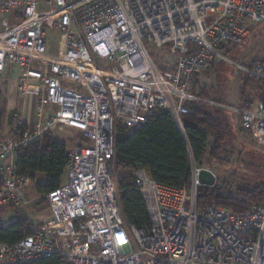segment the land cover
<instances>
[{"label": "built area", "instance_id": "obj_1", "mask_svg": "<svg viewBox=\"0 0 264 264\" xmlns=\"http://www.w3.org/2000/svg\"><path fill=\"white\" fill-rule=\"evenodd\" d=\"M262 20L264 0H0V81L16 71L13 89L23 97L38 81L31 111L12 105V131L0 132V228L35 201L26 196L31 180L18 172L17 151L62 126L87 140L68 149L67 179L45 196L48 215L20 240L0 242V264L51 255L61 264H264V199L244 212L199 209L198 174H216L189 153V179L178 187L146 169L134 173L150 227L126 226L110 165L118 122L138 128L163 110L184 133L186 103L202 101L192 90L196 75L225 58V41L241 42L246 24ZM45 28L60 33L56 54L47 51ZM146 42L167 46L173 63L154 62ZM237 66L264 78V57ZM202 102L237 114L264 150L263 100Z\"/></svg>", "mask_w": 264, "mask_h": 264}, {"label": "trees", "instance_id": "obj_2", "mask_svg": "<svg viewBox=\"0 0 264 264\" xmlns=\"http://www.w3.org/2000/svg\"><path fill=\"white\" fill-rule=\"evenodd\" d=\"M221 45L219 48H221ZM261 58L247 60L242 64L251 68ZM213 61L207 73L214 67ZM244 73L238 79L247 85L264 86V78H258L238 69ZM196 75L192 90L200 100H208L223 104L211 98L210 90L202 83L199 84ZM264 101V98L260 99ZM258 100V101H260ZM202 101L186 103L188 111L182 114V133L176 123L166 111L160 110L149 116L138 128H128L117 123L114 131V155L110 165L115 183L120 212L126 226L148 229L150 219L140 194L134 183V173L138 169H146L152 179L160 184L178 187L189 179L188 154L198 166L211 163L216 159L229 163L233 148L227 150L224 142L230 136V117L226 109L213 106L210 110L203 109ZM252 100H237L230 106H243ZM253 102V101H252ZM234 136L242 138V127L239 116L234 114ZM13 118L11 112L6 111L5 98L0 89V132L11 125ZM233 127V126H232ZM232 133V132H231ZM249 139V133L245 135ZM66 145L56 141L53 132L44 134L25 148L19 149L16 154L18 172L28 174L34 184L37 195L45 197L49 192L59 187L63 182L68 158ZM236 160V157L233 159ZM233 167L225 177L213 186H199L197 190V207L202 209L208 205L222 206L234 212H244L260 204L264 199V179L252 186L233 180ZM217 170V167L214 168ZM226 173V170L222 171ZM43 177V182H37L36 175ZM16 213H22V210ZM32 222L27 217H20L18 222L7 228H0V242L13 243L28 233ZM58 256H47L24 264H61Z\"/></svg>", "mask_w": 264, "mask_h": 264}, {"label": "rangeland", "instance_id": "obj_3", "mask_svg": "<svg viewBox=\"0 0 264 264\" xmlns=\"http://www.w3.org/2000/svg\"><path fill=\"white\" fill-rule=\"evenodd\" d=\"M46 7H43L45 9ZM213 18H207L206 23L210 24ZM249 33L241 42L225 41L219 53L225 58H218L214 67H211L210 71L205 73L204 71L198 74L199 84L204 83L210 90V96L212 99L219 101L226 105H232L237 100H252L257 102L264 98V86L261 85H247L244 86L238 75L243 76L244 73L238 72V64H244L247 60L257 59L264 57V20L259 23L247 24ZM47 38V51L56 54L58 49V42L60 39V33L56 29L45 28ZM145 46L149 51L154 62L163 64L165 61L173 63L175 56L169 53L167 46L162 48H156L151 43L146 42ZM17 72L12 73L11 78H15ZM11 79V80H12ZM10 80V81H11ZM9 80L0 81V88L3 91L5 99H10L7 93V87ZM67 84L72 87H77L78 84L75 81H68ZM38 87V81L31 80L28 85V95L23 97L16 94L14 102L18 107L21 104H25L26 110L31 111V102L35 98V91ZM214 105L206 104L203 109L210 110ZM6 111H9V107L6 105ZM230 117H227L231 130L229 132L230 137L226 139L223 147L227 150L233 148L232 156L229 159V163L225 161H219L216 159L210 160L211 163L207 165L214 170L218 175L219 181H221L225 175L230 172L233 167V180L235 182L245 183L248 186H252L257 182L264 179V150L255 144V142L249 137L247 140L245 135L247 131L243 130L242 138L236 139L234 136L235 128V115L226 109L225 111ZM233 126V127H232ZM7 127L1 132L7 133ZM232 132V133H231ZM53 136L56 141L66 145L67 149H70L77 142H86L79 133L74 132L65 127H58L53 132ZM234 157L236 160L234 161ZM217 167V170L214 169ZM226 170V173L222 171ZM216 177V179H217ZM37 182H43V177L39 174L36 175ZM67 179V172H64L63 182ZM26 196L28 198H35V201L24 208H21L22 213L18 214L20 217H27L31 222L36 223L40 220L43 214L48 211V206L45 197H41L36 194L34 190V184L29 182L26 189ZM20 211V209H19ZM124 249L129 250V246L124 244Z\"/></svg>", "mask_w": 264, "mask_h": 264}, {"label": "crops", "instance_id": "obj_4", "mask_svg": "<svg viewBox=\"0 0 264 264\" xmlns=\"http://www.w3.org/2000/svg\"><path fill=\"white\" fill-rule=\"evenodd\" d=\"M12 18V20H15V17H11ZM2 81H4V80H2ZM7 81V80H6ZM8 84H9V86L7 87L8 89H7V93H8V95H9V97H10V99H5V101H6V105L9 107V109H10V107L12 106V105H14V106H17L16 105V103L14 102V98H15V95H16V93H15V91H14V89H13V82H12V80L10 81L9 80V82H8ZM1 89V88H0ZM1 91H2V89H1ZM3 92V91H2ZM4 96V95H3ZM23 106L25 107V105L24 104H21V106L20 107H18V108H23ZM26 108V107H25ZM9 112V111H8ZM68 129H70V130H73L74 132H77V133H79L78 131H76V130H74V129H71V128H68ZM7 132H9V126L7 127ZM54 132V131H53ZM80 135V134H79ZM77 143H80V142H77ZM76 144V143H75ZM74 144V145H75ZM2 215V214H1ZM48 215V211L45 213V214H43L42 215V217H45V216H47Z\"/></svg>", "mask_w": 264, "mask_h": 264}, {"label": "water", "instance_id": "obj_5", "mask_svg": "<svg viewBox=\"0 0 264 264\" xmlns=\"http://www.w3.org/2000/svg\"><path fill=\"white\" fill-rule=\"evenodd\" d=\"M198 180L201 185L204 186H213L216 182L214 175L208 170H200L198 174Z\"/></svg>", "mask_w": 264, "mask_h": 264}]
</instances>
